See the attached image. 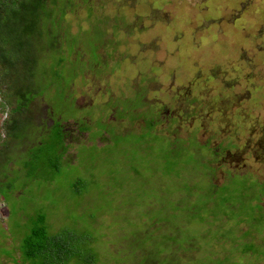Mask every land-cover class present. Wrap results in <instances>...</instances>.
Wrapping results in <instances>:
<instances>
[{
  "label": "rangeland",
  "instance_id": "1",
  "mask_svg": "<svg viewBox=\"0 0 264 264\" xmlns=\"http://www.w3.org/2000/svg\"><path fill=\"white\" fill-rule=\"evenodd\" d=\"M77 2L65 19L84 46V39L95 37L88 31L92 9L119 28L113 61L101 74L89 69L79 73L83 62L74 58L67 70L78 76L65 96L54 105L36 98L17 118L27 124L22 140L8 136L3 125L15 100L6 91V71L0 66V254L7 257L1 256L0 264L19 263L12 247L18 232L28 229L29 223L22 221L25 212L30 219L44 214L52 234L70 230L94 241L100 262L127 264L134 259L122 251L127 241L121 237L136 231L134 226L140 232L149 227L158 236L160 227L167 230L162 218L177 221L190 207L201 209L197 220L184 226L193 240L186 245L195 244L189 253L196 264L202 258L207 264L235 259L238 264H264V255H259L264 252V223L250 227L248 211L251 199L263 193L259 183L264 182V0ZM123 53L129 58L123 60ZM139 86L148 89V103L141 110L148 108L146 118L158 117L155 128L149 129L148 118L147 123L142 117L117 118L104 104L129 96L140 105V96H133ZM59 117L63 142L51 150L55 130L48 132L47 127ZM156 133L179 140L172 161L191 164L177 165L167 177L156 172L163 149ZM40 141H47L49 157L36 167L32 162ZM139 192L142 199L136 196ZM174 201L184 203L175 207ZM101 210L105 213L97 217ZM206 215H212L209 224L202 223ZM246 216L249 224L236 220ZM235 239L244 241L242 246L233 248ZM245 242L255 244L256 254L241 255Z\"/></svg>",
  "mask_w": 264,
  "mask_h": 264
},
{
  "label": "trees",
  "instance_id": "2",
  "mask_svg": "<svg viewBox=\"0 0 264 264\" xmlns=\"http://www.w3.org/2000/svg\"><path fill=\"white\" fill-rule=\"evenodd\" d=\"M82 2L87 4V0H82ZM78 4L77 0H0V66L3 65L4 71H6L2 80L6 91L9 92L10 100H15V105L11 110V117L3 125L7 128L8 136L14 140H22L27 125L23 120H18L17 118L23 116L28 111V107L36 98L42 97L44 101L54 105L58 103V98L65 96L68 87H71L73 79L78 76L75 73L76 71L70 73L67 70L68 64L72 63L74 58L83 62V68L79 70V73H85L88 69H92L93 72L99 74L104 72L102 62L98 59L96 51L100 48H105L106 50L109 45L113 46V44H116V40L114 39L113 41L111 36L107 39L110 35L107 30L110 28L113 36H116L119 33V28L109 25L111 18L108 16L104 17L103 15L100 18L92 9L87 18L90 27L88 31L95 37L88 38V41L84 39L83 42L87 45L84 46L80 42L81 40L78 41L76 35L71 32L65 19L68 12L75 11ZM79 28L80 26L78 30ZM75 33L77 34V32ZM84 48L87 50L86 52H84ZM49 54L53 58H48L50 57ZM135 91L137 92L133 96H140V105L132 103L133 99L129 96L122 98L126 99L124 102L119 101L120 97L117 99L110 98L109 101L104 103L109 105L106 107L107 111L109 112L110 109H113V112L116 111L117 113V118L130 117L131 121L142 117L144 122L146 119L147 123L148 118L150 120L148 123L150 125L149 129L152 126L155 128L158 117L146 113V118L144 111L148 110V108L141 110L148 103L145 99V95L148 92L147 87L146 90H143L139 86V89H135ZM74 108L78 111L82 110L77 108V106ZM86 116L89 117L88 114ZM79 118L80 115H77L74 120L76 121ZM61 119L63 118L56 119L55 125L58 127L53 128L55 130V139L53 140V147L50 146L51 150L54 147L59 148V145L63 142L61 138L63 133L59 129V124L62 123ZM80 120L85 121L84 117ZM102 123L105 127L107 125V129L112 125L111 123L104 122V120H102ZM103 132H106V130L104 129ZM116 134L118 133L116 132ZM156 135L161 138L163 144V149L160 153V166H157L159 170H156V172L160 171L164 177H167L172 174V169L177 165H185L184 167H186L191 164L186 161H172L176 151L175 147L179 142L177 138L171 140L163 135H158L157 133ZM119 140L118 138L117 145H119ZM46 145L47 141H40L37 144L40 150L37 157L33 158V166L37 167V165L44 162L42 158L49 157V152L45 149ZM49 166H52V164L46 165L47 168ZM53 166L58 169V166ZM78 182L80 183L81 181L78 180ZM77 183L74 184L75 193L79 192ZM210 184L212 185L211 182ZM259 184L263 187V193L256 199H251L249 204L248 211H250L249 214L252 221L250 227L252 225L255 226V224L264 223V217L260 216V213L264 212V182ZM190 189L191 187L184 186V190L191 194ZM199 190L201 193L204 191L201 188ZM136 196L141 199L143 198L140 192ZM182 203L184 202L174 201L171 204L178 207L177 205ZM166 206L167 203L165 202L163 209ZM178 209H176V213L179 211ZM199 211L201 209L195 210V208L190 207L189 210L179 215L177 221L173 222L167 218H162L160 223H165L163 226H166L167 230L163 231V227H160L161 231L158 236H155L149 227L146 230L142 229L140 232L137 231V226H134L136 231L133 230V232L121 237L127 241V246L122 251L128 253L127 257L130 256L134 259L132 263L129 262L127 264H184L182 259L186 260L185 264H196L189 253V250L195 244L186 245L188 243L187 240H193L190 238L192 237L191 233L184 226L190 225L189 220L192 222L196 221V215ZM165 212L166 214L168 213L167 209ZM103 213L105 211L101 210L97 217ZM25 214L27 219H22V221L29 223L28 229L19 231L20 233L18 232L17 236H19V239L16 240L17 243L12 247L14 256L18 253V256H16L19 261L18 264H104L100 262L99 253L95 252L92 246L94 241H87L83 237L80 238L70 230H63L58 233L53 232L54 234H52L44 214L39 213L32 219L27 217L30 216L27 212ZM210 216L212 215H206V219L202 223H211L212 221L208 219ZM97 217L91 218L92 220L89 222L95 225ZM222 217L226 218L224 214ZM240 218H236V220H242V223L249 224V221H247L249 216ZM226 219L228 223L230 220H233L232 218ZM125 223L128 222L126 221ZM130 225L135 224L134 222H130ZM2 230L5 231V229ZM132 235L133 238L130 239ZM249 235L250 232L245 238H248ZM245 238L243 237L241 240ZM238 240H233V248H237L239 244L242 246L241 243L244 241L240 240L238 242ZM254 245L253 243L245 242L243 248L240 250L242 251L241 255L245 256L247 253L256 254L253 250ZM186 251L188 254L184 255L185 257L183 258L181 253H185ZM235 252L239 253V251ZM238 253L236 255L242 257ZM259 255H264V252ZM1 256L7 259L4 252H1ZM205 260L206 258L199 259L200 264H207L204 263ZM235 261L234 263L230 262L231 264H238ZM208 264H210L209 261Z\"/></svg>",
  "mask_w": 264,
  "mask_h": 264
},
{
  "label": "flooded vegetation",
  "instance_id": "3",
  "mask_svg": "<svg viewBox=\"0 0 264 264\" xmlns=\"http://www.w3.org/2000/svg\"><path fill=\"white\" fill-rule=\"evenodd\" d=\"M110 36L112 37V38H114L115 36H113V35H109L108 37H107V39H109L110 38ZM116 38V37H115ZM116 47L115 46H113V47H109V49L108 50H105V48L104 49H97V51H96V53H97V55H98V59L100 60V62H102L101 64H102V69H104L103 71H105L106 69H107V67H109V60H111V61H113L112 59H111V57H112V55H111V53H113V52H115L116 51ZM104 50H105V52H104ZM102 51H103V53H102ZM104 53H105V55H104ZM118 56H117V58L115 59L116 60V62H120V59H119V57H120V55L121 54H117ZM129 54L128 55H126L125 53H123V60L124 59H126V58H129ZM108 57V58H107ZM114 63V62H113ZM100 64V65H101ZM111 65V64H110ZM97 67H99V66H97ZM92 70V69H91ZM95 73V72H94ZM109 92V91H108ZM107 92V93H108ZM55 123H56V119H53L52 120V123L47 127V129H48V132H49V130L50 129H53V128H55ZM61 124H63V123H61ZM60 125V124H59ZM64 125V124H63ZM60 128L62 129V126H60ZM63 131V130H62ZM47 132V133H48ZM46 133V134H47ZM44 134V133H43ZM46 134H44V135H46Z\"/></svg>",
  "mask_w": 264,
  "mask_h": 264
}]
</instances>
